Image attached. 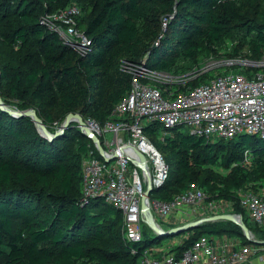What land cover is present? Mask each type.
Segmentation results:
<instances>
[{
    "label": "trees",
    "instance_id": "1",
    "mask_svg": "<svg viewBox=\"0 0 264 264\" xmlns=\"http://www.w3.org/2000/svg\"><path fill=\"white\" fill-rule=\"evenodd\" d=\"M74 4L82 11L78 28L91 41L84 55L42 23L46 14ZM232 35L244 38L230 56L261 60L264 0H0V96L17 111L34 109L51 133L70 113L103 124L131 89L128 66L179 74L220 54ZM144 128L169 166L152 198L169 201L196 184L212 199L231 202L264 239V228L249 222L239 201L264 191L263 139H206L158 122ZM246 149L252 160L241 165ZM90 151L101 158L74 122L48 139L31 117L0 108V264H140L146 247L183 234L161 236L144 228L141 242L128 240L121 210L83 197L82 161ZM233 233L251 244L236 223L217 221L184 232L187 237L170 251L182 253L203 235Z\"/></svg>",
    "mask_w": 264,
    "mask_h": 264
},
{
    "label": "built area",
    "instance_id": "2",
    "mask_svg": "<svg viewBox=\"0 0 264 264\" xmlns=\"http://www.w3.org/2000/svg\"><path fill=\"white\" fill-rule=\"evenodd\" d=\"M81 14V8L74 4L46 14L42 23L64 44L84 55L91 41L78 28ZM127 70L133 76L132 86L116 105L112 117L103 124L92 118L83 119L86 126L82 128L83 134L87 131L95 134L105 156L116 154L117 157L106 162L100 154L98 158L90 151L82 161L81 190L85 200L102 198L121 210L125 237L139 243L144 237L142 199L148 183L154 190L161 188L169 175V166L146 135L145 125L158 122L165 129L182 127L206 139L231 140L251 135L264 140V71L223 72L195 87L174 90L165 85L170 76L145 64L130 65ZM74 123L80 129L79 121ZM62 124H56L57 132ZM110 132L114 136L109 141L106 134ZM251 154L246 149L241 165L250 163ZM152 194L147 205L162 229L165 226L157 219L180 220L185 215L189 217V220L185 218L188 220L185 225L215 215H241L232 211L231 202L212 199L196 184L169 201L154 199ZM239 201L249 222L264 228V191L245 193ZM220 236L203 235L182 253L146 247L140 264H252L253 258L260 254L257 245L243 244L238 238L219 244Z\"/></svg>",
    "mask_w": 264,
    "mask_h": 264
},
{
    "label": "rangeland",
    "instance_id": "3",
    "mask_svg": "<svg viewBox=\"0 0 264 264\" xmlns=\"http://www.w3.org/2000/svg\"><path fill=\"white\" fill-rule=\"evenodd\" d=\"M244 37L242 35H232L227 40L225 43L222 45V47L219 49L220 54H214V55H209L202 57L197 65H193L192 67L186 69L182 73L176 74L171 72H166V71H161L163 72V75L166 74L169 78L165 80L167 84L166 86L172 87L174 90L180 89L179 87H187L186 83L189 80H194L197 79L198 76L202 74H208V76H215L218 75L219 73L223 72H236L240 71L242 67L244 68H249L252 69L255 72L258 71H264V52L261 57L260 61H255L253 59H250L246 56V54H241L240 56H230L232 53L234 47L240 42L241 39ZM219 70V71H218ZM210 77H208L210 79ZM207 78V79H208ZM11 107V106H10ZM15 109L14 107H11ZM160 132H163L160 131ZM113 133H107L106 137L110 141L113 139ZM249 141H247L248 143ZM246 143V144H247ZM160 224L164 225L165 227H170L172 224H175L173 219H168V220H163V219H157ZM149 228L151 230V233H156L153 229H151L145 222L143 223V229ZM224 236H229V237H237L236 234H223ZM254 237L257 239L264 240L262 236L257 235L254 233ZM187 237L186 234H181L179 236L175 237H164L162 238V243L161 245L153 244L152 247H162V249H168L171 246H176L179 245L180 242H182L185 238ZM182 238V239H181ZM244 238V237H243ZM181 239L180 242H178ZM264 252V250H262ZM264 262V261H263Z\"/></svg>",
    "mask_w": 264,
    "mask_h": 264
},
{
    "label": "water",
    "instance_id": "4",
    "mask_svg": "<svg viewBox=\"0 0 264 264\" xmlns=\"http://www.w3.org/2000/svg\"><path fill=\"white\" fill-rule=\"evenodd\" d=\"M0 108H2L3 110L15 115V116H28L31 117L37 128L39 133L48 138V139H55L57 138L61 132H63L69 124L75 122L76 120L79 121V127L81 132L83 133V129H85V122L82 118V116L78 113L73 114L70 113L64 120L62 127H61V131L60 132H56V133H51L47 127L44 125L43 121L38 117L36 111L34 109H27L25 111H17L16 109L11 108L10 106H8L4 100L2 99V97L0 96ZM87 130V129H86ZM89 139H91V141L93 143H95L97 145V149L99 154L104 158V160L106 162H110L112 160H114L117 155L114 154L112 157H106L105 153H104V149L103 146L99 140V138L91 133L90 131H87V133H84ZM143 158V157H142ZM154 189L151 185V183H148L147 189L145 191V195L142 199V215H143V221L151 228L153 229L158 235L164 236V235H177L180 233H184L186 231H190L193 229H197L199 227H201L202 225L209 223V222H217V221H231L236 223L242 230V234L243 236L251 243L257 246H261L264 247V240L261 239H257L254 236V233L250 230V228L247 226V224L245 223V220L243 218L242 215H235V214H221V215H215L212 217H207V218H202L196 221H193L191 223L176 227L170 231H164L158 224V222L156 221L151 209L149 208V206L147 205V200L150 197V195L153 193Z\"/></svg>",
    "mask_w": 264,
    "mask_h": 264
},
{
    "label": "crops",
    "instance_id": "5",
    "mask_svg": "<svg viewBox=\"0 0 264 264\" xmlns=\"http://www.w3.org/2000/svg\"><path fill=\"white\" fill-rule=\"evenodd\" d=\"M184 212H186L185 214H187L189 212V208L186 209ZM185 218H187L189 220V217L188 216H185V215L180 220L175 219V218H171V219L174 220L173 222L175 223V224H172V226H180V225H183L186 221H188ZM166 228H169V227H166ZM234 238H238V240H241L242 241V238L239 237V236H237V237H229L228 236L227 237V236H224V235H221L220 238H219V240H217V241H218L219 244H223V243L227 242V240L230 241V240H232ZM181 239L178 242H180ZM259 248H260L259 249V253L260 254L257 257H254L253 258L252 264H264V262H263L264 261V252L262 251V250H264V247H259ZM157 249L158 250H161V251H170V248H168V249H162V247H159ZM155 256H157V255L155 254Z\"/></svg>",
    "mask_w": 264,
    "mask_h": 264
}]
</instances>
